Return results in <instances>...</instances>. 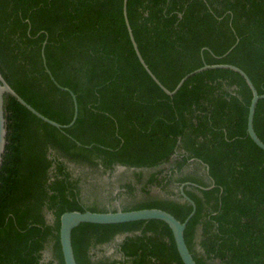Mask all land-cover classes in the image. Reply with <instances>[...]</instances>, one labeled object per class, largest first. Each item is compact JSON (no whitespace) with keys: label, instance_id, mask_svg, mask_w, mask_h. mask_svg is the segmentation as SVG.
<instances>
[{"label":"trees","instance_id":"obj_1","mask_svg":"<svg viewBox=\"0 0 264 264\" xmlns=\"http://www.w3.org/2000/svg\"><path fill=\"white\" fill-rule=\"evenodd\" d=\"M127 17L169 90L204 63H225L264 94V0H128ZM46 68L76 95L78 116L60 130L4 96L0 264H65L61 215L116 211L100 202L138 190L145 197L122 210L160 208L183 222L192 211L183 184L196 204L184 238L197 264H264V150L247 133L252 92L239 73L206 69L169 96L137 57L123 0H0V72L37 111L69 124L72 95ZM254 129L264 142V98ZM71 164L89 175H73ZM118 166L127 179L105 197L94 174L111 177ZM85 192L96 205L84 203ZM111 245L113 255L102 253ZM72 246L77 264H184L169 225L156 219L81 223ZM47 249L53 258L44 262Z\"/></svg>","mask_w":264,"mask_h":264},{"label":"water","instance_id":"obj_2","mask_svg":"<svg viewBox=\"0 0 264 264\" xmlns=\"http://www.w3.org/2000/svg\"><path fill=\"white\" fill-rule=\"evenodd\" d=\"M127 1L123 0V14L126 26L128 28L129 36L132 41L133 47L135 49V52L137 54V57L139 58V61L145 68V70L148 72V74L152 77V79L167 93L169 96H173L180 87L184 84V82L193 74L197 72H201L206 69H213V68H229L237 73H239L244 80L246 81L247 85L249 86L251 92H252V98L250 101V105L248 108V116H247V133L250 136V138L256 143L257 146H259L261 149L264 150V142L259 138L257 135L255 129H254V114L255 109L257 106V103L260 99L264 98V94H259L255 85L253 84L251 78L249 75L240 67L233 65V64H225V63H219V64H207L204 63L203 66L195 69L194 71L186 74L177 84L174 90H169L166 88L159 79L153 74V72L150 70L146 62L144 61L142 55L140 54V51L138 49L137 43L134 39L132 29L129 24V20L127 17ZM238 43V40L236 43L229 49L231 51L235 45ZM45 45V43H44ZM227 51V53L229 52ZM227 53H225L223 56H225ZM42 55L44 58V63L46 65L45 56H44V47L42 49ZM222 56V57H223ZM47 72L49 73L51 79L55 82V84L60 87L63 90H66L70 92L72 95L73 101H74V116L72 121L69 124H60L46 116H44L42 113L37 111L34 107H32L29 103H27L4 79L2 73L0 72V166L2 164V158L5 151V145H6V134H7V128H6V117H5V109H4V96L6 94L12 95L17 101H19L23 106H25L29 111H31L34 115H36L38 118L42 119L43 121L49 123L50 125L60 129L64 130L65 128H68L74 124V122L77 119L78 116V103L76 99V95L67 87H63L58 84V82L54 79L51 72L48 68H46ZM120 168H125L124 166H120ZM184 185L180 186V196L183 200L188 201L192 205V211L187 216L185 221L178 220L174 215H172L170 212L160 209V208H143V209H136V210H122L119 208L116 211H106V212H95L91 210H85V211H66L64 212L60 217V229H59V239L61 244V250L63 254V259L65 264H77L74 250L72 246V231L74 228L79 226L81 223H95V224H117V223H125V222H131V221H139V220H150V219H156V220H162L165 223H167L172 230L173 237L175 240V244L177 247V250L179 252V255L183 261L184 264H197L195 259L193 258L192 253L190 252L184 238V230L186 228V225L190 218L195 214L196 211V204L195 202L185 193L184 191ZM201 188H205L200 186ZM210 188V187H209Z\"/></svg>","mask_w":264,"mask_h":264},{"label":"rangeland","instance_id":"obj_3","mask_svg":"<svg viewBox=\"0 0 264 264\" xmlns=\"http://www.w3.org/2000/svg\"><path fill=\"white\" fill-rule=\"evenodd\" d=\"M70 170L73 172V175L75 176H82V175H86L88 176V169L84 168V167H80V166H75L73 164L70 165ZM119 172L118 174L112 177H108L107 175L105 176H99V175H95L94 177H96V180H98L102 186H103V195H105V197L111 192V190L113 191V193H115V190H117V187L119 185V182L122 180H126L124 179L125 177H121V173L125 172L126 169L125 168H120L118 169ZM86 189V188H85ZM152 195H164V192L162 190H160L159 188H153L151 191ZM85 198H84V203L86 205H96L95 203V197L90 195L89 193L85 192ZM145 197V194L142 193L140 190H138L136 193H134L132 196L130 195H121L119 196L117 199H109L106 198L104 199L102 202H100V206L101 207H107V208H122L123 206L129 205L131 203H133L136 200H139L141 198ZM99 206V205H98ZM48 218H50V215H48ZM120 239L118 238L115 243L119 242ZM102 253L111 256L114 253V247L113 245L105 247V249L102 251ZM53 258V254L52 251L50 249H47L44 251L43 253V257L42 260L44 262H48Z\"/></svg>","mask_w":264,"mask_h":264},{"label":"flooded vegetation","instance_id":"obj_4","mask_svg":"<svg viewBox=\"0 0 264 264\" xmlns=\"http://www.w3.org/2000/svg\"><path fill=\"white\" fill-rule=\"evenodd\" d=\"M118 169H120V166H118L117 168H116V170L112 173V178H113V176L115 175H117L118 174V172H119V170ZM108 176V175H107ZM109 177V176H108ZM119 189H121L120 188V184L118 185V187H117V190H115V193H114V195H116L117 194V192L119 191ZM118 198V197H117ZM117 198H115V199H117Z\"/></svg>","mask_w":264,"mask_h":264}]
</instances>
